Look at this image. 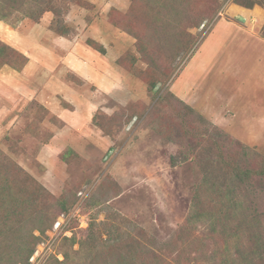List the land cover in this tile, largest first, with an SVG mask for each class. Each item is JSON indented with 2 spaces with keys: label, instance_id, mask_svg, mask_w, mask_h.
I'll use <instances>...</instances> for the list:
<instances>
[{
  "label": "rangeland",
  "instance_id": "rangeland-1",
  "mask_svg": "<svg viewBox=\"0 0 264 264\" xmlns=\"http://www.w3.org/2000/svg\"><path fill=\"white\" fill-rule=\"evenodd\" d=\"M14 1L0 264H241L208 180L264 157V0Z\"/></svg>",
  "mask_w": 264,
  "mask_h": 264
},
{
  "label": "trees",
  "instance_id": "trees-1",
  "mask_svg": "<svg viewBox=\"0 0 264 264\" xmlns=\"http://www.w3.org/2000/svg\"><path fill=\"white\" fill-rule=\"evenodd\" d=\"M18 3L20 5L25 4L21 0ZM15 6L16 2L14 0H0V18L5 19L6 13ZM2 49L0 47V50ZM244 152L248 156L251 153V148L247 146ZM259 159L261 165L256 169L242 167L239 163H236L231 169H228L221 180H208V189L213 196L212 203L217 209L218 220L216 223L219 224V230L224 238L240 239L246 232L250 234L251 238L254 237V239L250 238L246 241L240 239L241 244L237 245L236 250L246 258L240 257L241 264H264V257L263 260L256 258L264 248L262 247L264 241L256 239L252 233L253 222L258 221L259 215L249 198L250 187L253 186L251 180L256 179L254 175H259L258 178L264 176V157L259 154ZM244 224L246 225L243 228L245 232L242 230L240 232Z\"/></svg>",
  "mask_w": 264,
  "mask_h": 264
}]
</instances>
